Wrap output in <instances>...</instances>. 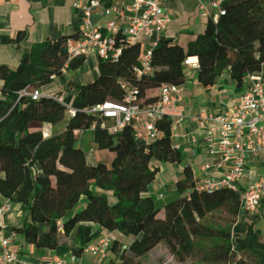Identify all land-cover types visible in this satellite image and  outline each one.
<instances>
[{
    "label": "trees",
    "instance_id": "trees-1",
    "mask_svg": "<svg viewBox=\"0 0 264 264\" xmlns=\"http://www.w3.org/2000/svg\"><path fill=\"white\" fill-rule=\"evenodd\" d=\"M255 5L251 3L249 8ZM230 18L233 16L228 14L222 22L229 23ZM228 28L221 30L211 14L205 31L186 47L163 39L154 49L153 74L141 78L136 70L142 44H128L118 37L120 58L115 62L99 59L98 78L81 88L70 107L59 101V95L34 102L19 93L41 91L64 71L83 68L87 57L70 58L67 50L68 42L80 32L35 44L14 71L0 67V199L27 209L25 224L14 229L27 245L49 251L68 248L81 259L99 226L108 234L118 232L132 238L128 246L114 239L109 264H150L154 258L163 264L187 260L264 264V233L243 214L239 194L227 189L201 190L190 165L176 182V199L160 207L153 197L145 196L160 171L154 163H183L170 120L159 124L157 140L144 145L136 142L131 127L112 134L102 127V119L86 112L108 102L123 103L127 88H138L143 104L156 102L163 85L187 84L184 63L190 57L199 58L197 80L202 87H213L228 74L235 91H244L247 75L264 63V30L254 42L241 44ZM25 38L26 33L20 32L14 42L19 44ZM70 108L74 112L67 119ZM32 122L53 127L63 124L64 130L46 138L42 131L30 130ZM90 130L97 147L114 155L109 166L89 164L79 146L81 133ZM82 200L85 204L80 208ZM186 210L198 215L220 210L225 221L196 242L194 234L200 232L182 223ZM241 220H246L245 235L233 239Z\"/></svg>",
    "mask_w": 264,
    "mask_h": 264
},
{
    "label": "built area",
    "instance_id": "built-area-1",
    "mask_svg": "<svg viewBox=\"0 0 264 264\" xmlns=\"http://www.w3.org/2000/svg\"><path fill=\"white\" fill-rule=\"evenodd\" d=\"M241 1L212 0L210 7L217 12L212 14L213 21L220 24L221 19L228 16V5ZM165 3L166 0H130L125 4H112L104 9L107 22L97 24L93 21V14L103 7L102 0L75 2L73 8L83 13L84 24L79 36L67 44L70 58L96 55L105 62H115L122 55L117 39L123 37L128 44H142L140 65L136 70L138 78L152 75L154 49L162 42L170 24ZM184 64L187 78L200 70L198 57L187 58ZM55 80L60 84L59 78ZM246 83L247 90L230 100L220 115H207L202 110V115L197 118L199 127L208 130L205 139L208 154L229 164L225 176L202 179L198 185L208 192L227 189L239 194L243 214L254 216L261 211L264 198V174H259L253 181L249 179L251 162H258L264 168V63L247 75ZM184 91L185 86L165 84L156 102L143 104L138 88H127L123 103L108 102L92 106L86 112L102 119V127L112 134L131 127L136 142L148 145L160 137L159 124L164 120H170L173 127L186 123ZM19 96L37 102L44 95L39 90H24ZM59 101L63 102L62 98ZM70 111L74 112L71 108ZM194 143H198L197 138ZM13 206L8 200L0 206V228H3V216ZM113 243L110 234L93 235V241L83 256L97 259V264H109ZM77 260L71 256L68 260L35 262L22 258L11 249V237L2 239L0 244V264H74Z\"/></svg>",
    "mask_w": 264,
    "mask_h": 264
},
{
    "label": "crops",
    "instance_id": "crops-1",
    "mask_svg": "<svg viewBox=\"0 0 264 264\" xmlns=\"http://www.w3.org/2000/svg\"><path fill=\"white\" fill-rule=\"evenodd\" d=\"M77 1L89 2L91 0H0V67L5 66L14 71L23 59L29 57L31 49L35 44L43 43L49 39L55 40L63 35H73L80 32L83 29L84 22L83 13L73 8L74 3ZM129 1L108 0L104 2L103 7L96 10L93 14L94 23L104 24L107 22L104 16L105 8L112 4H125ZM211 1L166 0L165 11L170 18V24L163 39L171 40L174 44L176 43L186 47L191 40L205 31L210 14L217 13L211 9ZM247 1L243 0L229 4V16L243 19L245 17L244 8H249L250 6V4H247ZM228 30L233 38L241 44L255 41V34L251 33L250 30L247 32L244 29L247 34L243 36H236L234 30L231 28H228ZM20 32H25L26 38L19 44H16L14 40ZM89 62L92 63L93 68L96 67V72L94 70L90 74H80L79 70L74 72L66 71L59 77L60 84L54 80L51 85L41 90L42 94L44 96L59 95L66 102L65 104L70 107L81 88L98 78L99 58L96 55H91L87 57L85 65L87 66ZM197 74H193L190 77L192 79L191 81L187 80L183 94L184 108L188 117L187 121L183 126L173 127V142L183 153V163L181 165L154 163V166L159 168L160 171L145 196H151L154 199H176V182L181 177L186 165L192 167L197 183L202 179L222 178L229 169V164L223 163L221 158L208 154L205 146L208 130H202L199 127L197 118L202 115V110H205L207 115H220L225 105L233 98L244 93L248 85L246 84L244 91L238 93L235 91V83L226 74L217 81L215 86L204 88L198 82ZM71 83L70 89L66 90L67 86ZM1 84L0 81V86ZM71 116V114L67 116V119ZM58 126L53 127L46 123L32 122L30 124V130L42 131L44 136L48 138L55 134L54 129ZM88 138L93 139V131H84L80 135L79 146L84 151V142ZM194 138H197L198 143H194ZM94 148H98L96 144H94ZM86 157L90 164L87 154ZM113 158L114 155L111 154L110 163L107 161L102 162L109 166ZM97 162L99 163V160ZM259 174H264L262 164L251 162L249 165L250 181L255 180ZM109 199L111 202L113 197ZM5 202V199H0V206ZM27 215L26 208L13 206V209L3 216V228H0V244L2 239L11 237V249L18 252L22 258L35 262L50 263L68 260L72 256L68 248L49 251L36 249L25 243L23 237L14 229L23 227ZM249 217L255 222V227L262 232L260 227L264 223V198L261 211ZM245 232L246 220H241L233 231V239L243 237ZM99 233L108 234L99 226H95L94 236ZM110 235L114 239H119L123 242L125 240L129 241L128 245L132 242L131 237H125L118 232ZM74 264H97V259L90 256H83Z\"/></svg>",
    "mask_w": 264,
    "mask_h": 264
},
{
    "label": "rangeland",
    "instance_id": "rangeland-1",
    "mask_svg": "<svg viewBox=\"0 0 264 264\" xmlns=\"http://www.w3.org/2000/svg\"><path fill=\"white\" fill-rule=\"evenodd\" d=\"M256 3L254 6L255 8H248L250 10L249 15L245 13V17L243 19H240L239 17H233L230 18L229 23L228 22H222L219 24L220 29L224 30L225 28H231L234 30V33L236 36H243L246 35L247 32L250 30L251 33L255 34V40L258 37L259 32L264 30V0H248L247 4ZM245 9V8H244ZM247 9V8H246ZM246 29L247 32L244 30ZM85 67V68H84ZM83 68H81L80 74L82 73H93L95 72L96 67L93 68L92 63H87V66L85 65ZM222 78V77H221ZM191 78H188V81H191ZM226 88H228L226 86ZM71 111L69 112L70 116ZM64 129V125H59L56 129H54V133H60ZM94 140L91 138H88L84 142L85 146V152L88 155V160L90 164H95L97 160L99 162L107 161L110 163V155L111 153L107 150H102L99 148H94ZM98 163V162H97ZM156 203L160 207H164L166 204L172 201L170 198H162L158 199L155 198ZM111 203H116V199H112ZM84 201L82 200L80 208L84 207ZM225 221V215L222 211L217 210L212 213H206L204 215H198L196 213L191 212L190 210L185 211L184 219H183V225L187 228L197 230L200 233H195V239L196 242H201L202 235L205 232H211V230H215L218 227L222 226ZM262 229V232H264V223L260 227ZM125 245H128L129 241L125 240ZM150 264H163L164 261L160 258L153 260H149ZM183 264H197L194 260H187Z\"/></svg>",
    "mask_w": 264,
    "mask_h": 264
}]
</instances>
